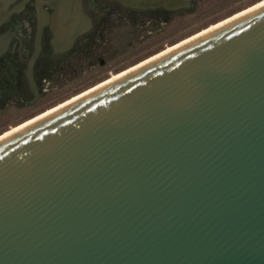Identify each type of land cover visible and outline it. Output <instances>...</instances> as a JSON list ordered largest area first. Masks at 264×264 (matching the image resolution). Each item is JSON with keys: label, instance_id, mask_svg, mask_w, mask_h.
I'll return each instance as SVG.
<instances>
[{"label": "water", "instance_id": "95a60500", "mask_svg": "<svg viewBox=\"0 0 264 264\" xmlns=\"http://www.w3.org/2000/svg\"><path fill=\"white\" fill-rule=\"evenodd\" d=\"M0 264H264V0L0 137Z\"/></svg>", "mask_w": 264, "mask_h": 264}, {"label": "flooded vegetation", "instance_id": "af4514ba", "mask_svg": "<svg viewBox=\"0 0 264 264\" xmlns=\"http://www.w3.org/2000/svg\"><path fill=\"white\" fill-rule=\"evenodd\" d=\"M80 1L83 17L76 25L64 18L54 22L52 0H0V136L66 99L53 102L84 77L101 74L128 43L163 32L177 13L199 0L177 9Z\"/></svg>", "mask_w": 264, "mask_h": 264}, {"label": "rangeland", "instance_id": "374dc122", "mask_svg": "<svg viewBox=\"0 0 264 264\" xmlns=\"http://www.w3.org/2000/svg\"><path fill=\"white\" fill-rule=\"evenodd\" d=\"M251 1L253 0H199L196 3V6L192 9L186 10L182 13H177L174 16L173 22L163 32L145 40L142 43H128V45L124 46L126 48L125 53L113 59L101 74L99 73L95 76L84 77L77 86L69 91H66L62 96L53 102H58L66 97L69 98L110 77L111 75L117 74L131 67L137 62L155 54L171 44L176 43L177 41L200 30L201 28L224 17ZM115 47L119 49L122 45L113 46L114 49ZM50 105H52V103H50Z\"/></svg>", "mask_w": 264, "mask_h": 264}, {"label": "bare ground", "instance_id": "6f19581e", "mask_svg": "<svg viewBox=\"0 0 264 264\" xmlns=\"http://www.w3.org/2000/svg\"><path fill=\"white\" fill-rule=\"evenodd\" d=\"M151 56H152V55H151ZM149 57H150V56H149ZM147 58H148V57H147ZM145 59H146V58H145ZM143 60H144V59H143ZM141 61H142V60H141ZM139 62H140V61H139ZM139 62H138V63H139ZM136 64H137V63H136ZM121 72H122V71H121ZM119 73H120V72H119ZM117 74H118V73H117ZM115 75H116V74H113V75H111L110 77H108V78H106V79H104V80H102V81L96 83L95 85H93V86H91V87H89V88H87V89H85V90H83V91H81V92H79V93H77V94H75V95H73V96H71V97H69V98H67V99H65V100H63V101H61V102H59V103L53 105V106H51V107H49V108H47V109H46L44 112H42L41 114L36 115L35 117H33V118H31V119H28V120L22 122V123L19 124L18 126H14V127H12V129H11L9 132H11V131H13V130L19 128L20 126H22V125H24V124L30 122L31 120H33V119H35V118H37V117L43 115L44 113H46V112H48V111H50V110L56 108L57 106H59V105L65 103V102H67L68 100H70V99H72V98H74V97L80 95L81 93H83V92H85V91L91 89L92 87H94V86H96V85H98V84L104 82L105 80H107V79H109V78H111V77H113V76H115ZM7 133H8V132H6L5 134H7ZM2 136H4V135H2ZM2 136H0V137H2Z\"/></svg>", "mask_w": 264, "mask_h": 264}]
</instances>
